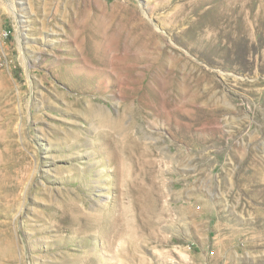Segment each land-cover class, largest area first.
<instances>
[{
	"label": "rangeland",
	"instance_id": "obj_1",
	"mask_svg": "<svg viewBox=\"0 0 264 264\" xmlns=\"http://www.w3.org/2000/svg\"><path fill=\"white\" fill-rule=\"evenodd\" d=\"M0 264H264V0H0Z\"/></svg>",
	"mask_w": 264,
	"mask_h": 264
},
{
	"label": "built area",
	"instance_id": "obj_2",
	"mask_svg": "<svg viewBox=\"0 0 264 264\" xmlns=\"http://www.w3.org/2000/svg\"><path fill=\"white\" fill-rule=\"evenodd\" d=\"M209 254H210V255H213V252H212V251H210V252H209Z\"/></svg>",
	"mask_w": 264,
	"mask_h": 264
},
{
	"label": "bare ground",
	"instance_id": "obj_3",
	"mask_svg": "<svg viewBox=\"0 0 264 264\" xmlns=\"http://www.w3.org/2000/svg\"><path fill=\"white\" fill-rule=\"evenodd\" d=\"M251 177V176H250ZM246 178V177H245ZM98 234V233H97ZM101 235V234H100Z\"/></svg>",
	"mask_w": 264,
	"mask_h": 264
}]
</instances>
